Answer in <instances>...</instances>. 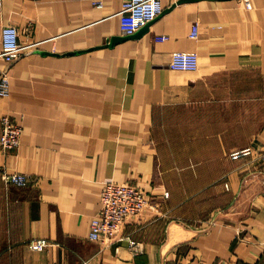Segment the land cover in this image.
Returning <instances> with one entry per match:
<instances>
[{
  "label": "crops",
  "instance_id": "crops-1",
  "mask_svg": "<svg viewBox=\"0 0 264 264\" xmlns=\"http://www.w3.org/2000/svg\"><path fill=\"white\" fill-rule=\"evenodd\" d=\"M162 2L160 16L124 36L121 0H3L0 40L3 26L13 25L21 44L38 45L14 62L11 95L0 98V118L23 129L18 149L0 150V264H257L264 257V0ZM177 52L195 53L197 69H173ZM251 100L263 107L255 130ZM175 109L184 126L194 109L192 131L208 135L193 166L172 172L158 132ZM245 150L238 166L218 172L219 152ZM16 172L31 183L2 181ZM188 180L224 181L232 203L187 208L191 197L175 193L172 182ZM107 182L135 184L159 215L127 221L103 247L89 234ZM208 188L216 194L211 183L201 193ZM35 240L46 246L32 250Z\"/></svg>",
  "mask_w": 264,
  "mask_h": 264
},
{
  "label": "built area",
  "instance_id": "built-area-1",
  "mask_svg": "<svg viewBox=\"0 0 264 264\" xmlns=\"http://www.w3.org/2000/svg\"><path fill=\"white\" fill-rule=\"evenodd\" d=\"M163 0H121V10L118 13L121 32L129 36L143 28L163 12ZM94 5L101 7V1H94ZM3 0H0V12ZM198 25L194 24L190 37L196 39ZM165 41L166 37L155 38ZM38 43L21 44L19 30L13 25L3 26L0 40V60L7 63V68L0 70V98H9L11 95L10 70L20 57L32 50ZM198 57L195 53L177 52L173 54L170 66L181 71H194L197 69ZM22 126L9 115L0 118V150L2 153L14 151L19 148L22 136ZM250 150L236 152L233 158L241 154L247 155ZM259 161L264 172V150L259 152ZM1 179L6 185L26 187L31 183V178L22 173L1 174ZM228 188V186H226ZM168 197V193L165 194ZM143 214L159 215L158 203L143 190L131 182H107L101 194L99 212L91 222L89 238L93 242L109 247L114 244L117 235L123 232L127 221ZM130 245L134 241L126 237ZM29 248L41 250L46 246L45 240L30 242Z\"/></svg>",
  "mask_w": 264,
  "mask_h": 264
},
{
  "label": "rangeland",
  "instance_id": "rangeland-1",
  "mask_svg": "<svg viewBox=\"0 0 264 264\" xmlns=\"http://www.w3.org/2000/svg\"><path fill=\"white\" fill-rule=\"evenodd\" d=\"M254 81H257L254 79ZM234 92L236 91L237 86L233 87ZM241 87H239L240 89ZM258 86L256 84L250 85V95L257 96L258 95ZM251 106V129H256L258 120L261 118V114L263 112V107L260 106L257 100H251L250 101ZM172 112V111H171ZM200 112V111H199ZM187 123L184 126V123L182 121V118H178L177 110L175 109L174 112L170 114V116L164 117L163 121L164 123L159 126V132L158 137L161 140V143L163 145L164 150V156L167 161V165L169 168H171L172 172H177L178 169L182 168H189L193 166V162L195 158H198L204 153V149L200 148V144L198 146V142L201 139V136L205 138L208 133H196L192 131L195 129V125L199 124V118L195 116L196 111L194 109H191L190 111L187 110ZM201 120V118H200ZM202 121V120H201ZM204 128V127H200ZM186 129V130H185ZM254 133V131L251 130V134ZM234 141L237 139V135L234 134ZM219 161V173L225 172L227 170V167H230V163H233V166H238L239 163L238 160H240L243 157L246 156H240L237 159H234L231 157V154H220L218 156ZM227 162L229 163L227 165ZM242 179H245L247 182L246 176H242ZM252 179V177H251ZM174 183L175 193L181 192L183 189H185V193L187 196H190V201L187 202V208H193L194 206L197 209L202 210L203 212H206L207 208L211 207V210H213V207L217 208H224L226 205H230L232 202L231 196L228 194V188L225 185L224 181H218V182H208V181H175ZM215 184L216 194L209 196L211 191L210 188L205 190L203 193H201V188L209 186V184ZM213 189V187H212ZM201 193V194H200ZM241 200V199H239ZM237 201L234 202L236 204ZM239 203V202H238ZM210 209V208H209ZM208 209V210H209ZM257 264H264V257L261 258V260Z\"/></svg>",
  "mask_w": 264,
  "mask_h": 264
},
{
  "label": "water",
  "instance_id": "water-1",
  "mask_svg": "<svg viewBox=\"0 0 264 264\" xmlns=\"http://www.w3.org/2000/svg\"><path fill=\"white\" fill-rule=\"evenodd\" d=\"M126 38H128V37H123L122 39H126ZM122 39H120V38H114V39L112 40V42H116V41H119V40H122Z\"/></svg>",
  "mask_w": 264,
  "mask_h": 264
}]
</instances>
